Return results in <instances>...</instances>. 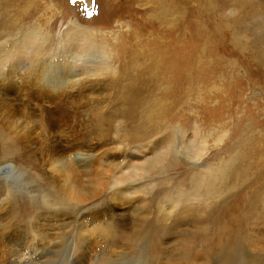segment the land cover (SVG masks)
Masks as SVG:
<instances>
[{
	"label": "rangeland",
	"instance_id": "374dc122",
	"mask_svg": "<svg viewBox=\"0 0 264 264\" xmlns=\"http://www.w3.org/2000/svg\"><path fill=\"white\" fill-rule=\"evenodd\" d=\"M3 45L30 60L86 59L80 52L94 46L52 131L94 147L87 197L68 200L39 169V264H264V0H0L5 54ZM23 85L32 97L34 83ZM20 104L0 117L30 113L31 102ZM235 154L237 171L196 184ZM7 177L13 214L31 220L36 203ZM47 207L72 214L52 218Z\"/></svg>",
	"mask_w": 264,
	"mask_h": 264
},
{
	"label": "bare ground",
	"instance_id": "6f19581e",
	"mask_svg": "<svg viewBox=\"0 0 264 264\" xmlns=\"http://www.w3.org/2000/svg\"><path fill=\"white\" fill-rule=\"evenodd\" d=\"M3 47L4 50L8 48L5 45ZM93 47L88 46L87 49L83 50L84 52H80L86 59L67 52L44 60H30L35 55L27 56V54V57H20L21 54L12 53V48H8L5 54L4 51L0 52L4 54L0 60L5 61L0 68V107L4 109L5 107L12 108L15 104L22 106L20 103L24 105L29 102L32 103V109H29L30 113L25 114L21 119H19L20 116L16 118V115L21 112L19 110L16 115L15 112L7 114L5 112V115H1L2 118L0 117L1 120L3 119L2 124H0V175H3L0 176V185H2V191L0 192V264H39L43 258L44 246L43 237L41 236L44 231L42 224L44 202L40 195L41 184L38 172L40 173L39 169L42 168L44 163L49 167L53 177L59 182L62 181L63 188L69 193L68 200L72 199L78 204L86 200V181L82 179V175L86 177L91 164L95 162L90 160L94 147L75 139L66 132L61 133L59 131L61 134L58 135L52 131L57 127L64 126L61 120L55 118V115L62 112L64 104L69 103L71 98L79 91L72 84L75 67L89 64L88 59L92 55L88 54L94 49ZM99 64L103 63L99 62ZM30 82H33L35 86L32 97L28 93L27 87L23 85ZM9 85L13 89L12 97L6 95L9 92ZM38 114L45 116L43 117L44 122L38 120ZM45 133L49 137L50 135L53 136L49 145L46 146L43 142L47 138H44ZM217 152L220 154L218 150ZM206 153V150L198 153L199 158L206 156ZM127 154L107 158L116 160L123 157L126 160L128 158ZM28 155L31 156L30 159H28ZM79 158L80 160H77ZM130 158L137 157L131 155ZM99 160H102V158ZM241 160L242 155L235 154L228 164L221 162L213 169L205 167L200 177L195 176L196 184L209 188L210 183L216 178L225 180L226 172L237 171L239 165H241ZM75 161L80 164V171L74 167L73 163ZM170 164L176 165L179 163L171 157ZM51 174L49 173V175ZM30 175H33L34 186L27 189L25 185L31 184L27 182ZM7 176H10L13 179V184L19 186L26 196L30 195V200L36 203V205L33 204L34 213L31 220H20L21 216L18 218L13 214V207L9 198L17 193L14 192L16 190L13 187L10 188L7 184ZM23 178H26L25 182ZM47 208L46 216L52 218L58 219V216L64 218L72 214V209L70 208V211L68 207L66 213H61L57 207ZM85 216L86 214H80L75 222L83 221ZM63 220L66 224L67 220ZM80 228H83V226H80Z\"/></svg>",
	"mask_w": 264,
	"mask_h": 264
},
{
	"label": "snow or ice",
	"instance_id": "6c2138e0",
	"mask_svg": "<svg viewBox=\"0 0 264 264\" xmlns=\"http://www.w3.org/2000/svg\"><path fill=\"white\" fill-rule=\"evenodd\" d=\"M72 2H73V3H75V2H76V0H72ZM88 15L90 16V15H91V13H88Z\"/></svg>",
	"mask_w": 264,
	"mask_h": 264
}]
</instances>
